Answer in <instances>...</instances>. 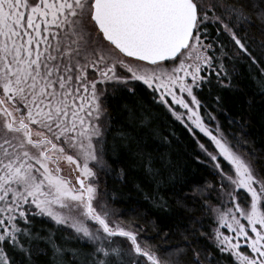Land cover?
I'll list each match as a JSON object with an SVG mask.
<instances>
[{"label":"snow or ice","instance_id":"6c2138e0","mask_svg":"<svg viewBox=\"0 0 264 264\" xmlns=\"http://www.w3.org/2000/svg\"><path fill=\"white\" fill-rule=\"evenodd\" d=\"M241 77L264 97V0H0V264H264V149L222 95ZM153 109L211 180L162 150ZM125 154L177 243L109 206Z\"/></svg>","mask_w":264,"mask_h":264},{"label":"trees","instance_id":"16d2710c","mask_svg":"<svg viewBox=\"0 0 264 264\" xmlns=\"http://www.w3.org/2000/svg\"><path fill=\"white\" fill-rule=\"evenodd\" d=\"M255 36L256 34L253 33ZM259 39L258 36H256ZM225 99V109L228 115L237 121L244 118L243 123L246 127L243 131L247 138L255 145L256 149H264V97L254 94L249 82L241 77L235 85V90H226L222 93ZM128 104H135V98L126 101ZM221 123L226 129L231 130L224 118L220 116ZM151 128L159 132L160 137H168L171 140L170 146L163 148L170 153L172 161L177 165L183 175L193 181L211 180L208 175V170L203 164L199 163L195 154V146L192 143L187 133L177 125L175 126V135L173 133V125L163 115L159 114L155 109L152 110L150 116ZM240 131L239 128L236 129ZM154 143H159L154 140ZM112 172L107 177H101V191H106L107 202L109 206L117 212H123L126 219H134L137 215H145L149 221H159L164 228H170L176 234L175 238L170 241L175 244L180 239L177 234L176 225L179 218L173 213L165 214L158 211L151 203V200L146 199V196L153 194V185H150L145 179L140 168L133 162L130 156L121 155L114 156L109 161ZM121 169L125 170V175H121ZM106 183L107 188H104ZM177 189L162 188L159 195L168 201L169 205L175 207L174 191L178 194ZM199 216L200 214L194 213ZM205 221L204 228H208ZM159 242V241H157Z\"/></svg>","mask_w":264,"mask_h":264},{"label":"rangeland","instance_id":"374dc122","mask_svg":"<svg viewBox=\"0 0 264 264\" xmlns=\"http://www.w3.org/2000/svg\"><path fill=\"white\" fill-rule=\"evenodd\" d=\"M69 171H70L69 166L65 165L64 174H65L66 176L69 175ZM206 225L209 226L208 223H206Z\"/></svg>","mask_w":264,"mask_h":264}]
</instances>
